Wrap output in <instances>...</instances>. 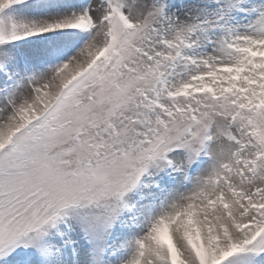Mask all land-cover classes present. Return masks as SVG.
<instances>
[{
	"label": "snow or ice",
	"instance_id": "obj_1",
	"mask_svg": "<svg viewBox=\"0 0 264 264\" xmlns=\"http://www.w3.org/2000/svg\"><path fill=\"white\" fill-rule=\"evenodd\" d=\"M0 264H264V0H0Z\"/></svg>",
	"mask_w": 264,
	"mask_h": 264
}]
</instances>
